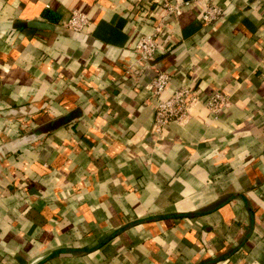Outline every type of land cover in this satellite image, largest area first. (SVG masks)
Instances as JSON below:
<instances>
[{
	"label": "crops",
	"instance_id": "obj_1",
	"mask_svg": "<svg viewBox=\"0 0 264 264\" xmlns=\"http://www.w3.org/2000/svg\"><path fill=\"white\" fill-rule=\"evenodd\" d=\"M215 1L126 72L138 0H0V264H264V0ZM159 71L228 106L153 132Z\"/></svg>",
	"mask_w": 264,
	"mask_h": 264
},
{
	"label": "built area",
	"instance_id": "obj_2",
	"mask_svg": "<svg viewBox=\"0 0 264 264\" xmlns=\"http://www.w3.org/2000/svg\"><path fill=\"white\" fill-rule=\"evenodd\" d=\"M138 1L142 6L140 16L143 18L147 17V14H153L154 22L151 32L140 34L135 41L133 46L135 58L133 62H128L125 67L126 72L148 67L156 61L157 55L162 50L164 34L169 29L167 23L169 16L177 17L185 8L191 6L197 9V16L204 23L216 22L223 15L222 8L215 0H156L158 10L153 13L149 11L150 5L146 0ZM89 22L86 14L73 11L63 24L67 29L80 32ZM138 22L142 24L141 21ZM171 79V73L159 71L149 85L154 112L152 129L157 134L161 133L170 122L185 119L192 105L202 104L214 117L228 106L229 96L222 89L213 90L204 98L203 92L194 83L167 92ZM165 92L168 96L163 97Z\"/></svg>",
	"mask_w": 264,
	"mask_h": 264
},
{
	"label": "water",
	"instance_id": "obj_3",
	"mask_svg": "<svg viewBox=\"0 0 264 264\" xmlns=\"http://www.w3.org/2000/svg\"><path fill=\"white\" fill-rule=\"evenodd\" d=\"M30 25L34 26V27H38V28H50L48 27V25H46V23H41V22H36V21H32L29 23ZM68 31L72 34H78L79 32L73 31L68 29Z\"/></svg>",
	"mask_w": 264,
	"mask_h": 264
}]
</instances>
